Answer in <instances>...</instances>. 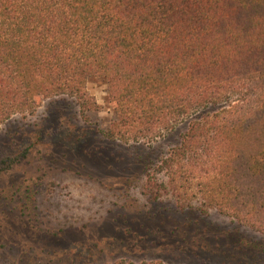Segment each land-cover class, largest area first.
I'll return each instance as SVG.
<instances>
[{"label":"trees","instance_id":"obj_1","mask_svg":"<svg viewBox=\"0 0 264 264\" xmlns=\"http://www.w3.org/2000/svg\"><path fill=\"white\" fill-rule=\"evenodd\" d=\"M92 78L107 83L109 138L188 121L162 163L180 208L264 234V0H0V127L61 96L88 112ZM201 245L210 264H264L263 245Z\"/></svg>","mask_w":264,"mask_h":264},{"label":"rangeland","instance_id":"obj_2","mask_svg":"<svg viewBox=\"0 0 264 264\" xmlns=\"http://www.w3.org/2000/svg\"><path fill=\"white\" fill-rule=\"evenodd\" d=\"M87 87L97 107L86 113L61 96L0 127V159L28 150L0 173V264H210L203 243L264 247V234L198 204L182 209L162 186L188 121L153 141L109 138L107 83Z\"/></svg>","mask_w":264,"mask_h":264}]
</instances>
